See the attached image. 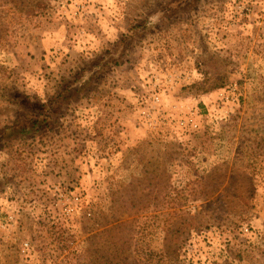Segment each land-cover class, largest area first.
I'll list each match as a JSON object with an SVG mask.
<instances>
[{
	"label": "rangeland",
	"instance_id": "1",
	"mask_svg": "<svg viewBox=\"0 0 264 264\" xmlns=\"http://www.w3.org/2000/svg\"><path fill=\"white\" fill-rule=\"evenodd\" d=\"M78 79L0 142V264H264V0H0V131Z\"/></svg>",
	"mask_w": 264,
	"mask_h": 264
},
{
	"label": "trees",
	"instance_id": "2",
	"mask_svg": "<svg viewBox=\"0 0 264 264\" xmlns=\"http://www.w3.org/2000/svg\"><path fill=\"white\" fill-rule=\"evenodd\" d=\"M128 62H126L127 64ZM84 86L80 85V80L73 84H65L54 98L44 102L40 99L24 98L21 100L22 109L25 110L23 117L14 121L10 126L0 131V142L10 140L15 137H24L30 134H39L41 131L51 127L52 123L59 121L66 108H70L72 103L81 100L84 95ZM39 114V116H35Z\"/></svg>",
	"mask_w": 264,
	"mask_h": 264
},
{
	"label": "built area",
	"instance_id": "3",
	"mask_svg": "<svg viewBox=\"0 0 264 264\" xmlns=\"http://www.w3.org/2000/svg\"><path fill=\"white\" fill-rule=\"evenodd\" d=\"M142 115L148 128L154 129L159 125L160 127L167 125L178 138L195 136L200 130V125L196 121L197 113L191 112L189 115L182 117H175L167 114L162 108V93L154 94L143 102ZM63 190L64 194L57 196L55 203L60 202L63 204V202H67L70 197L69 203L71 201H80V197H74L73 194L70 196L71 190L68 186H65ZM34 204H36L35 201L33 202V205ZM12 220L14 221V218H11V221Z\"/></svg>",
	"mask_w": 264,
	"mask_h": 264
}]
</instances>
